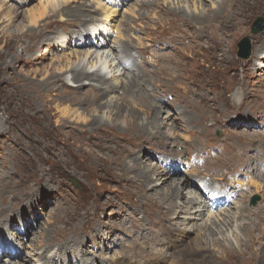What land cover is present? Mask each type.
<instances>
[{
  "label": "rangeland",
  "instance_id": "1",
  "mask_svg": "<svg viewBox=\"0 0 264 264\" xmlns=\"http://www.w3.org/2000/svg\"><path fill=\"white\" fill-rule=\"evenodd\" d=\"M0 1L5 2L8 7H18L23 14L43 5L50 16L55 3L57 6L64 3L63 0ZM138 1L85 0L98 10L105 7L109 12H118L110 25L100 21L110 28L107 43L114 47L116 40L118 45L129 42L132 54L139 58L131 65L132 70L136 66L144 70L143 78L158 95L155 97L158 99L154 101H164L161 118L172 113V119H177L172 125V134L175 135L166 139L154 135L153 139L143 142L146 138L135 130L138 121L135 126L130 119L121 118L115 122L109 115L103 114L101 109L92 108L95 106L94 96L97 90L93 89L94 86H85L82 91L61 85H57L54 90L44 88L41 80L49 72L54 73L59 60L68 58L78 64L74 52L87 50L81 42H76L77 48L75 42L65 48L56 44L43 46L37 53V61L19 62L14 68L11 65L5 66L6 62L0 61V94L6 100L0 96V110H7V115L13 114L8 116V120L11 119L8 124L2 122L6 116L0 115L1 123L8 130L0 133V198H4L3 203L8 206L12 204V200L18 201L13 208L8 207L12 209L7 221L17 227L11 235L12 244H5L7 247L11 245L7 252L11 250L22 253L26 264L36 262L32 249L25 246L36 243V235L39 233L43 236L52 234L56 238L52 239L54 245L51 247L69 249L64 253L75 252L77 258H84L82 264H118L127 261L123 259L124 256L120 257L123 253L132 251L140 253L137 259L130 258L138 264H155L159 260L162 261L159 264L172 262L176 247L169 248V235L183 231L184 228L190 229L193 222L184 224L181 218L170 221L164 219L166 210L159 207L163 203H159L151 195L147 196L151 192H140V173L132 170L131 164V159L140 152L152 157L145 161L144 168L179 162L180 168H177V173L171 180L177 182V179L186 178L188 173L194 186L185 188V193H199L203 189L206 190L204 193H208L207 187L202 186V181L206 184L214 182L217 188L223 183L233 188L231 182L236 180L249 184V174L257 180V170L264 171V26L260 32H252L255 23L264 24V0H197L196 12L193 6V1L196 0H160V6H149L147 9L137 6ZM235 1H246L247 6L243 9L238 6L236 11H232L228 7ZM183 6L187 8L182 10L186 15L200 13L204 18L195 22L179 14L166 12L178 11L177 8ZM216 9L224 19L229 18L232 13L238 15L237 19L225 21L221 25L212 22L205 15ZM102 13L104 12L100 11L97 18L103 19ZM127 20L130 23L129 30L126 31L122 25ZM27 25L24 21L23 26ZM57 28L59 27L56 25L53 30ZM14 30V27L10 29ZM71 30L79 31L82 28L78 26ZM83 30L87 31V28ZM89 34H92L91 27L88 29V36ZM118 34L123 37L119 38ZM28 41L29 39L23 38L22 42L12 43V47L15 46L22 52ZM245 41L249 43L247 56L241 50ZM93 42L94 45L102 43L101 40ZM2 48L3 43L0 44V50ZM256 51L262 52L259 58L254 55ZM35 72H40L37 79ZM126 77L122 78V83L129 81ZM129 77L132 78L133 75ZM108 83L113 84L114 81L110 80ZM242 84L245 85V98L241 96ZM122 93L118 89L113 97L121 98ZM73 97L87 99L86 105L90 107L82 106L78 110L79 107L72 101ZM106 100L108 97L104 98ZM66 109L75 114L65 119L61 113ZM81 109H87V112H82ZM139 112L142 118L139 124L146 123L148 112ZM180 112L183 114H178ZM32 113L34 116H30ZM79 114L83 120L76 119ZM97 116L105 119V128H95L91 124ZM115 126L123 132H115ZM166 129L172 128L166 127L162 132L166 133ZM164 141L168 142L165 149L162 146ZM105 145L108 146L107 149ZM133 151L136 154L130 156ZM164 151L166 152L163 153ZM239 159L247 160L255 168L254 171L247 174L250 167ZM42 168L47 169V176L41 175ZM191 172L197 173L201 182ZM217 177L225 182L215 181ZM257 181L264 182V172ZM184 197L183 201L186 200V194ZM204 197L208 196L205 194ZM257 197L259 200L253 205L252 201ZM242 198L244 200L241 206H245L246 201L253 209L264 206V192L257 194L254 187L247 186L235 200L226 198L228 201L218 204L220 207L214 208V215L229 209L237 212L233 209L234 202H239ZM213 202L211 201V205ZM199 203L195 206L197 209L200 208ZM18 213V217L13 219L12 215ZM68 216L73 220L66 225L67 230L72 227L82 228L76 233L78 240L83 239V243L74 237L63 239L60 236V230ZM256 218L254 221L260 224L261 229L256 230L255 235L259 236L264 223ZM29 224L34 227L28 233V240L23 241V230L26 232ZM0 227L12 233L2 218ZM41 228L46 231L45 234ZM214 228L216 231L219 229L216 226ZM236 234L230 236V240H234ZM198 235L199 232H194L189 240L195 241ZM238 235L237 240L246 246L250 243L247 236L240 232ZM40 241L44 244L48 239L45 241L42 238ZM234 244L240 247L236 241ZM252 247L255 255L260 245L255 243ZM212 251L218 257L223 256L217 247H213ZM133 252L129 256H133ZM6 257L7 254L0 264H4ZM74 262L73 257L68 259L63 256L61 259L57 258L56 264Z\"/></svg>",
  "mask_w": 264,
  "mask_h": 264
},
{
  "label": "bare ground",
  "instance_id": "2",
  "mask_svg": "<svg viewBox=\"0 0 264 264\" xmlns=\"http://www.w3.org/2000/svg\"><path fill=\"white\" fill-rule=\"evenodd\" d=\"M63 1L64 3L62 5L57 6L55 3V5L52 6L51 16L48 15L47 8L43 5L40 8H33L32 10L26 11V13L23 14L19 11L18 7H8L5 2L0 1V44L3 43V48L0 50V61L6 62L5 66L11 65L14 68L19 62L33 63L37 61V53L43 46L49 47L56 44V46L58 47L65 48L66 45H70L71 43L75 42L76 44V42H81V44H84L86 46L87 50H84L82 52H74L76 54L75 57L76 61H78V64L76 65V63L71 62L70 60H68V58L67 60H59L58 68L54 69V73L49 72V74L45 78H43V80H41L44 88H46L47 90H54L57 85H61L62 87L70 86L73 87L76 91H82L85 86H94L93 89L97 90L95 91L94 96L95 106H92V108H96L97 110L101 109L103 111V114L106 113L107 115H109V117L115 120V122H117L121 118H124L125 120L130 119L133 126H135L137 125L138 121V125L135 127V130L146 138V140H144L143 142H146L151 138L153 139V137H155L154 135H156V137H160L161 139H166L171 135H175V133L172 134V125H174L177 119H172V113H168V115L164 119L161 118L164 108L162 105L164 104V101H158V104L154 101L158 99L155 98L158 97V95L155 91H153V87L152 89H150L151 85L147 80L143 78L145 76L142 75L144 70L138 68V66H136L135 69L132 70L134 61L136 60L137 62L139 58L135 57V55L132 54L133 51L132 47L129 45V42L118 45L119 42L118 40H116L117 43L114 44L115 46L112 45L114 47H111L107 43L108 37L110 35V28L106 27L104 24L110 25L111 21L113 22V20L116 19L115 17L117 16L118 12H109V9L107 10V8L105 7H102L100 10H98L97 8H94V6L88 5L85 0ZM197 2V0L193 1L195 12L197 10ZM245 2L246 1H235L233 5L231 4V7L228 8H230L232 11H236V7L238 6L243 9L244 6H247ZM21 3L24 2L22 1ZM138 3L139 5L137 6L144 9H147V7L149 6H160V0H139ZM18 6L21 7L20 5ZM177 9L178 11L167 10L166 12L168 14H179L187 19H190V21L192 20L195 22H198L204 18V16L200 13H195V15H186V13L182 11L187 10L186 6H183L181 8L178 7ZM100 11L104 12L102 13L103 19L97 18ZM133 16L135 18L137 17L135 14ZM205 16H208L210 21L217 22V24L221 25L225 21H233L235 18L237 19L238 15L232 13L229 18L225 16L226 18L224 19V16H220V12L216 9L211 13H207V15ZM142 18H144V16H142ZM101 20H103L104 24L100 23ZM24 21L27 22V27L23 26ZM129 23L130 22H128L127 20L126 23L122 25L126 31L129 30ZM56 25L59 28H57V30H53ZM78 26L79 28H82V30H71L72 28ZM12 27L15 28L14 31H10ZM90 27L92 30V34H89L88 36V29H90ZM83 28H87V31H84ZM118 35L119 38L123 37L122 34ZM23 38H27L29 39V41L28 43H26L25 49L20 52L15 46L12 47V43H18L20 41L22 42ZM97 40H101L102 43L94 45L93 41ZM76 46H78V44H76L75 47ZM261 54L262 52L259 53L258 51H256V54L254 53V55H256V58H259ZM254 55L252 57H254ZM245 63L247 64L248 62ZM8 69L9 68L7 67L6 70ZM40 72H35V79H37V77L40 75ZM148 73L149 71H147V74ZM132 75L133 77L130 78L129 76ZM125 76H127L126 78H128V80L131 82L124 81L122 83V78ZM110 80L114 81V83H108ZM85 81H90L91 83L86 84ZM118 89L122 90L123 92L121 98L118 96L113 97V93ZM240 90L241 93L243 91V94H241V96L245 98V85L242 84L240 86ZM0 96L1 99L6 101L1 94ZM106 97H108V100L104 101V98ZM98 99L99 101H97ZM100 100H103L104 102ZM130 100L134 102H131ZM72 101L77 106V108L79 107L78 110H80V107L82 106H87V108L90 107V105H86L88 103L87 99L73 97ZM10 108L13 109V107ZM239 109L241 110V107H239ZM138 110L148 112L146 123L139 124V121H141L142 118L140 117V112ZM81 111L87 112V109H81ZM61 114L63 115L62 117L68 119L70 118L69 115H74L75 112L71 113L70 110L66 109ZM178 114H183V112H180ZM0 115L1 117H4V115L6 116L5 119L0 118V120L2 119V122L7 124L11 122V119L8 120V116H12L13 114L8 113L7 115V110H0ZM31 115L34 116V113L30 114V116ZM76 119L83 120L84 118L81 114H79L76 116ZM91 124L95 128L100 129L107 126L105 119L98 116L91 122ZM115 127L117 129L115 132H123V130L121 129L118 130L117 126ZM166 127H170L172 129H166L168 131H166V133L162 132V129H165ZM24 130L27 129L25 128ZM6 131H8L6 126L3 125L0 121V133H4ZM162 146L163 149L167 148L168 142L164 141L162 143ZM105 148L107 149L108 146L105 145ZM165 152L166 151H164L163 153ZM135 154L136 152L133 151L130 156H134ZM149 158L152 159V157L140 152V154L132 158L133 160L131 159L132 170H138L140 173V192H143L145 194L151 192L150 194H147V196L151 195V197L156 199V201H159V203H163L159 204V207H162L166 210L164 212L165 217L163 216L164 219L166 218V220L170 221L174 218H181L183 223L185 222L184 224H186V222H193L190 229L184 228L183 231L169 235V242L171 243H169V248L173 246L176 247V254L173 256V258H171L173 259V261L169 264H264V242H261L264 241V228H262L263 231H261V234L259 236H256V230H260L261 227L258 222L255 223L256 221H254L255 218L258 217L256 219H259V221H263L264 223V206H258L256 209H253L252 207H249L247 201L245 206H241L242 201L244 200V198H242L239 202H234L235 207H233V209H236L237 212L234 213L229 209L221 212L220 214L214 215V208L216 209L220 207L218 206V204L220 205V203L222 204L223 202H225L227 200L226 198H228V200H231V198L235 200L239 192L242 191V189L244 190V188H246L247 186L254 187L257 194H260L262 191L264 192V182L257 181L260 180V178L263 176L264 171L257 170V173L259 174L257 175V177L255 176L257 179L255 180L251 178V174H249L254 171L255 168L253 169L250 163L248 164L247 160L246 162L239 159L240 162L247 163V167H250V169L253 170L249 169L247 171V174H249L250 176V183L243 184L239 180H236L234 182H231L234 189L229 188V184L225 183H223L219 188H217V185H215L216 183L214 182L206 184V182L200 181L201 178L199 179V175L197 173L191 172V174L194 175L195 178L199 179V181L203 184V187H207L208 197L205 198V189H203V192L202 190H199L201 193H195L192 191L188 193L184 192L185 188L194 186V184L189 179L191 177H189L188 173L186 178L177 179V182H174L175 180H171L172 176L177 173V168H180L179 162H172L173 164L156 165L155 167L150 166L147 168L145 166L144 168L145 161ZM170 159H172L171 156ZM39 165L40 163H38L37 166L39 167ZM40 173L44 176H47L48 174L47 169L45 168H42L40 170ZM1 174L2 173L0 172V175ZM215 181L221 183L225 182L222 178L218 177L215 179ZM184 194H186L185 201L182 200V197L185 198ZM250 194L251 192L249 193V195ZM229 197L231 198L229 199ZM211 201H214L212 205ZM3 202H5L4 198H0V218H2L3 223H7V227L9 228V230H11L10 232L12 233H9L8 229L3 230L0 227V254L2 257L6 254L8 255V257L4 259L5 261H3L4 264H26V259H23L25 256L23 257L22 253H14L11 252V250L7 252V248L10 249L11 245H8L7 247L5 244V242H11L12 244L11 235L14 234V229L17 226H14L15 224L8 222L7 218L9 217L8 214L10 209H12L15 204L18 203V201H10V203L12 204L9 206ZM197 203H199L200 205L199 209L195 207ZM232 204L230 205L233 206ZM178 210L180 211L178 212ZM19 214L20 213L12 215L13 219L18 217ZM70 220H73V218L68 216L60 230V236L63 239L74 237L78 242L81 241L80 243H83V239L78 240V233H76L82 228L72 227L67 230L66 225L70 223ZM215 226L219 228L217 229V231L214 228ZM27 227L28 229H26V232L25 230H23L25 234V239L21 238V240L23 241L28 240V235H30L28 233H31L30 229L33 228L34 225L32 224L30 226L29 224ZM236 230L238 231L236 232ZM41 231L44 232L43 234L46 233V231L42 228ZM196 231L199 232L198 238H196L195 241H190V235L194 234V232ZM1 232H4V234H2ZM207 232L209 234H207ZM231 232H234L233 235ZM239 232L249 238L250 243L247 246L242 241L237 240L239 239ZM235 233H237L235 235V239L230 240V236L233 237ZM49 234L47 236H43L41 235V233H39L36 235V243L25 246V248L32 249V253L34 255L33 257L37 258L36 262L38 264H56L57 258L61 259L63 256L68 259L73 257L74 261L76 262H74V264L84 263V258H77L75 252L64 253V251H68L69 249H64L63 247L52 248L51 245H54L52 239L55 240L56 237H52V234H50V238ZM42 238H44L45 241H47L48 239V242L42 244V242L40 241ZM77 241L74 242L75 245L77 244ZM235 241L238 243V245H240V247H237V245L234 244ZM255 243H258L260 245V248L258 249V251H256L255 255H253L255 251L252 247V244ZM41 245L43 246L42 249L40 248ZM213 247H217L223 256L218 257L217 255H214L212 251ZM14 250L20 249L14 248ZM132 252L123 253V255H121L120 257L122 258V256H124L123 259H127V261H121L118 264H138L136 263V261L130 258H136L137 256L139 257L140 253L133 252V256H129V254ZM144 255L145 254H143L142 256L144 258L143 260H145ZM165 256L167 255L165 254ZM36 262L30 264H36ZM161 262L162 261L159 260L154 263L159 264ZM162 264L167 263L164 262Z\"/></svg>",
  "mask_w": 264,
  "mask_h": 264
},
{
  "label": "water",
  "instance_id": "3",
  "mask_svg": "<svg viewBox=\"0 0 264 264\" xmlns=\"http://www.w3.org/2000/svg\"><path fill=\"white\" fill-rule=\"evenodd\" d=\"M263 26H264V24H260V22H258V23H255V25L253 26V28H252V32L253 33H258V32H260L262 29H263ZM248 41H245L244 42V44H242L243 46H241V50H242V52L243 53H245L246 54V56L248 55V53H249V47H248ZM244 47V48H243ZM259 200V198H255L254 200H253V205H255L256 204V202Z\"/></svg>",
  "mask_w": 264,
  "mask_h": 264
}]
</instances>
